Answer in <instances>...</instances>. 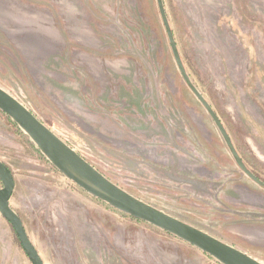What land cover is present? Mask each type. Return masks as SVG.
Returning <instances> with one entry per match:
<instances>
[{
    "label": "rangeland",
    "instance_id": "obj_1",
    "mask_svg": "<svg viewBox=\"0 0 264 264\" xmlns=\"http://www.w3.org/2000/svg\"><path fill=\"white\" fill-rule=\"evenodd\" d=\"M162 3L186 74L264 183V0ZM0 88L120 189L264 264V187L183 80L156 0H0ZM11 122L0 113L9 204L43 264H220L87 194ZM0 264H31L1 216Z\"/></svg>",
    "mask_w": 264,
    "mask_h": 264
},
{
    "label": "water",
    "instance_id": "obj_2",
    "mask_svg": "<svg viewBox=\"0 0 264 264\" xmlns=\"http://www.w3.org/2000/svg\"><path fill=\"white\" fill-rule=\"evenodd\" d=\"M156 3L176 66L183 80L215 123L239 169L256 184L264 187V183L259 181L245 167L221 121L190 81L181 62L162 0H156ZM0 111L9 117L28 136L36 149L57 171L93 198L104 202L125 215L173 235L184 243L210 256L220 264H262L233 246L223 243L211 235L138 200L120 189L47 128L24 104L1 88ZM0 183L2 185L0 188V216L11 225L30 263L43 264L40 256L31 244L20 218L10 207L9 201L14 190L13 175L1 161Z\"/></svg>",
    "mask_w": 264,
    "mask_h": 264
},
{
    "label": "trees",
    "instance_id": "obj_3",
    "mask_svg": "<svg viewBox=\"0 0 264 264\" xmlns=\"http://www.w3.org/2000/svg\"><path fill=\"white\" fill-rule=\"evenodd\" d=\"M160 15V14H159ZM162 21V20H161ZM189 88V87H188ZM189 90H190V88H189ZM191 91V90H190ZM192 92V91H191ZM193 93V92H192ZM195 96V95H194ZM0 113H1V115H2V117L4 118V119H6L7 121H10L11 122V119L9 118V117H7L5 114H3L1 111H0ZM10 125L12 126V127H14V128H18V126L15 124V123H10ZM18 129H20V128H18ZM49 162V161H48ZM51 165V164H50ZM51 167L55 170V171H57L52 165H51ZM250 172V171H249ZM251 173V172H250ZM252 174V173H251ZM255 176V175H254ZM256 177V176H255ZM257 178V177H256ZM258 179V178H257ZM259 180V179H258ZM260 181V180H259ZM132 218V217H131ZM133 220H135L136 221V219H134V218H132ZM8 223V222H7ZM11 226V225H10ZM12 228V227H11ZM15 234V233H14ZM16 236V235H15ZM17 238V237H16ZM18 240V239H17ZM18 243H19V241H18ZM19 246L21 247V245H20V243H19Z\"/></svg>",
    "mask_w": 264,
    "mask_h": 264
}]
</instances>
